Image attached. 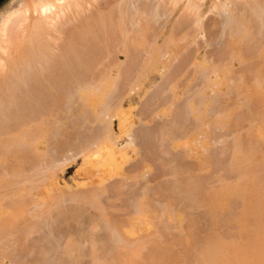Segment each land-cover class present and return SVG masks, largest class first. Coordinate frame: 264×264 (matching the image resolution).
Instances as JSON below:
<instances>
[{"label": "bare ground", "instance_id": "6f19581e", "mask_svg": "<svg viewBox=\"0 0 264 264\" xmlns=\"http://www.w3.org/2000/svg\"><path fill=\"white\" fill-rule=\"evenodd\" d=\"M210 1L209 10L221 18L213 21L209 26H206L209 21L201 16L204 13L203 0H10L1 8L0 264L7 258L21 255L25 250V246L12 250L13 245L11 244L12 234L15 235L17 232L20 235L27 230L14 231L17 227L14 226L16 222H21L20 219L25 209L24 203L29 201L25 197L27 191L24 192L22 188L24 184L21 186L22 189L19 187L24 181L20 178L32 166L47 163L46 160L49 159L48 154L50 153L48 142L51 140L48 130L52 133L51 137L63 138L64 142L66 141L65 136L69 132L73 133L69 141L72 145H76L71 151L68 150L69 155L60 158L58 156L54 163H58L57 166H63L79 156L81 162L92 166L91 171L85 173L92 174L93 178L104 177L107 171L104 169L103 172H105L100 174L99 171L102 170L94 169L95 166L93 168L94 163L103 155L102 149L108 152V158H114L116 152L124 156H126V151L131 153V164L123 169V174L112 172L110 175L112 180H109V183L105 182L104 178L97 180L95 178L97 185L96 189H92L93 191L89 188L86 189L88 193L76 194V191L71 193L70 200L75 204L84 201L88 205L90 199V204H92L91 202H94L97 197L104 193L107 194L111 189L117 191L122 188V180L137 182L146 172L153 171L154 161L152 160L156 158V153L153 154L148 150L149 152L143 154L145 149L140 150L139 145L136 144V138L139 137L144 148L148 144H153L145 142H148L146 138L148 139L149 135V138L155 135V130L140 128L139 136H136L134 126H131L129 121V125L127 124L128 126L119 135L121 137L124 133L125 139L120 141L119 136L113 132L112 119L117 117L121 120L124 117L122 103L129 101L121 97L122 93L121 96L119 94V85L122 81V86L127 84L126 80L132 70L127 63L130 62L131 67L138 66L146 56L149 57L148 54L157 51L158 46L159 53H161L172 45L178 48L183 46L178 52H176L178 48L175 50L176 54L172 55L174 59L169 64L172 60V57L170 58L171 60L167 63L169 66L166 65L168 69L165 68L166 73L163 72L165 74L163 79L160 76L162 81L160 79L159 81L162 85L158 86L159 92H165V88L167 93L168 87L169 93L167 97L163 93L165 98L162 101L158 99L160 103L156 102L159 103L158 106L161 109V112L157 113H161V116L165 118L168 117L167 120L170 117L173 118L178 112L181 115V109L178 110L180 107H175L179 105L180 94L183 97L182 91L179 94L178 90L184 83V78L188 79L186 83H189L193 80L186 77L189 73L197 74L206 71L208 75H205V82L203 81V86H200L197 96L190 97L185 103L191 123L185 124L182 135L169 132L168 135L164 132L157 133L159 136L156 134V137L158 136L155 137L157 147H160L158 150L176 151L180 156L177 157V163L173 164L174 169L177 167L176 171L172 170L174 171L172 177L176 181L174 185L172 180L171 184L166 183L162 187L161 184L159 187V184H156L157 187L153 191L156 194L158 191L160 203L164 204L163 210H159L157 205L151 203L153 198L150 194L140 195L135 211L119 220L118 224L116 222L117 225L112 226L115 231H119L122 237L116 245L114 261L111 264H189L191 254L197 251H200L199 255L202 256L198 264H264V0ZM162 15L165 17L161 18ZM170 17H173L172 21ZM168 22H170L169 33L158 45L162 38L160 33L166 29ZM194 27L196 33L191 38L190 32ZM203 32L208 33L211 42L216 41L217 43L212 44L210 51L205 49L201 54L199 49L203 43L198 44L195 39ZM192 44L195 46L191 50L189 46ZM120 54L124 56L125 61H119L123 59H119ZM163 54L165 55L164 52L161 53ZM234 60L242 64L240 70H237L236 79H232L233 76L230 74L233 68L228 67ZM146 66L143 65L141 68L146 70ZM131 72L133 75V70ZM222 77L231 78L226 93L220 95V100L225 99L227 102L215 115H212L209 112L215 97L207 96L206 89L218 95L217 92L220 89L216 87L222 86L220 81ZM96 95H100L103 101L95 97L98 103L99 101L102 103L100 106H96L97 102L93 98ZM64 98L66 102L63 101ZM109 98L111 100L106 102ZM173 98L178 101L173 102ZM236 103H240L241 108L237 109ZM65 104H70V106L63 109V105L66 107ZM155 104H153L154 107ZM179 117L181 116L176 117L177 120ZM148 122L146 121L145 124L147 125ZM98 123L101 124L98 132L94 129L95 134L92 135L90 131L87 133L91 135H89L91 139L86 137L87 143L84 136L85 140L81 138L84 141L79 140L82 130L86 132L85 129L88 127L86 125L90 128V126L93 127L92 124ZM212 128L216 131L223 128L226 129L224 131L234 134L230 136L233 137L231 144L225 146L230 164L233 165L229 171H216L211 157L203 153V149L209 148ZM161 129L160 132L163 130ZM146 131L149 132L148 135ZM150 141L153 142V139ZM70 143L66 144L71 145ZM149 148L151 149L150 146ZM220 152L222 153V148ZM226 167L223 169H227ZM79 168L81 169L78 166L77 171H80ZM227 176L238 178L239 181L233 184L226 180ZM3 177L7 178L3 180ZM209 178L215 183L223 181L217 187L210 186L209 182L207 185L203 184ZM181 193H185L189 198L191 195H199L195 199L197 202H193H196L200 212L194 215L188 212L186 214V207L184 208L186 205H180L178 202L181 200L177 199L179 195H182ZM64 194L58 195L55 200L51 198L50 203H54L51 210L49 209L50 203L43 212L38 208L37 213L34 212L35 217L40 218L47 210H50L48 212L50 215L51 213L63 214L65 220H56L54 224L56 228L67 224L65 228H68L70 222L73 224L72 218L70 220L68 217L74 216L75 206L69 203L66 206L68 208L63 209L61 197L65 196ZM4 197L9 205H3ZM32 201L29 202L32 203ZM234 202L238 206L235 207ZM30 205L27 204L28 210ZM33 207L29 212H32ZM226 213L229 214L226 215ZM162 215H165L167 220L165 224L162 221L160 223ZM50 217L54 222L52 219L54 216ZM92 221H94L93 217L91 218V235L89 230L86 231L91 236L90 249L96 251L97 243H101V237L95 239L93 231L95 229L99 231L100 228ZM31 226L30 223L28 229ZM206 226H208L207 229H205ZM70 229L68 231L69 246L67 245L68 250L66 251L69 256L72 254L71 257L77 258L79 257V254H76L78 253L76 252L77 246L83 236L88 237V234L82 233L84 235L79 236L76 233L80 231L76 232V228L71 231L74 227ZM3 238H7V241L3 242ZM83 240L87 241L85 238ZM195 259H198V254ZM38 263L33 261L32 264ZM102 263L105 262L101 261Z\"/></svg>", "mask_w": 264, "mask_h": 264}, {"label": "rangeland", "instance_id": "374dc122", "mask_svg": "<svg viewBox=\"0 0 264 264\" xmlns=\"http://www.w3.org/2000/svg\"><path fill=\"white\" fill-rule=\"evenodd\" d=\"M10 0H1L0 1V10H1V8L5 5V4H7L8 2H9ZM210 0H203V5H202V10H204V13L203 14H201V16H203L204 17V20H208L209 21V23H207L206 24V26H209V25H211L212 24V22L213 21H215V20H218L219 18H221V17H217V15L216 14H214L212 11H210L209 10V6H210ZM156 3V2H155ZM155 6H156V4H154ZM165 16L164 15H162V17L161 18H164ZM222 18L224 19V16L222 15ZM222 19V20H223ZM173 20V17L171 18L170 17V21H172ZM220 20V19H219ZM220 22H222V21H220ZM222 26V25H221ZM220 26V27H221ZM224 27V26H223ZM223 27L221 28V29H223ZM169 28H170V22H168V24H167V26H166V29H164V31L163 32H161L160 33V36L162 37L161 38V40L159 41V43H158V45L159 44H161V42H162V40L164 39V37H166L167 35H168V33H169ZM195 33H196V28L194 27L193 28V30L190 32V35H191V38H193L194 36H195ZM196 41H197V43L198 44H202V46L200 47V49H199V51L201 52V54H203L204 53V51H205V49H207L208 51H210L211 50V46H212V44H216L217 42L216 41H213V42H211V38L209 37V35H208V33H205V32H203V33H201V34H198L197 36H196V39H195ZM216 42V43H215ZM207 43H208V46H207ZM211 45H210V44ZM183 44V43H182ZM181 46H183V45H181ZM181 46H179V48H178V46L176 47V46H168L167 48H165L164 49V51H161V53H165V55L163 54V55H161V53H159V49L160 48H158L157 47V51H155V52H153L152 54H148L149 55V57L148 56H146L145 57V59H144V61H141V64H139L138 66L136 65L135 67L134 66H132L131 67V64H129V63H127L128 65H129V67L130 68H132V70H133V75H132V70H130V75H132V76H128V80H126L127 82V84L126 85H124L123 84V86H122V83H123V81H122V83L119 85V94H120V96L123 94V96H121L122 98H124V99H129V101L127 100V101H125V102H123L122 103V107H123V118H125V119H121V120H119L117 117H113V122H112V128H113V132H114V134L116 135V136H119L120 135V133H121V131L123 130V129H125L128 125H129V121H130V123H131V126L133 125L134 126V134H136V136H139V129L141 128V129H147L148 130V128L152 131V130H155L154 131V133H155V135H152V139H153V142H151L150 140H152L151 138H149V136H148V139L146 138V140L148 141V142H145V143H153V144H146L147 146L146 147H144L143 148V145H142V141L141 140H139L138 138H136V144H137V146L139 145V148H140V150L141 151H143L144 149V151H143V154L144 153H146V152H149V151H151L153 154H154V152L156 153V158L155 159H153L152 161H154L153 162V171H151V172H149L148 171V173L146 172L145 174H144V176H142L143 178H141V179H139L137 182H132V181H129V180H122V188H120L119 190H117V191H114V190H110V191H108L107 192V194L106 193H104L103 195H100L99 197H97V199L94 201V202H91L92 204H90V201H91V199H90V201H89V203H88V205H86V203H84V201H83V203H82V201H80V203H74V202H72V200H70V194L71 193H75V191L77 192L76 194H82L83 192L85 193V192H89V191H86V189L88 190L89 188L91 189V191H93L92 189H96V185H97V183H96V180L99 178H104L105 179V182H107V183H109L110 181L109 180H112L111 178H110V175H112L111 173L113 172L114 174H115V172H117V173H120V174H123V169H126V168H128L129 167V164H131L130 163V161H131V158H130V156H131V153L129 152V151H126V156H124V155H122V153H119V152H116V154H115V156H114V158L112 157V158H108V152H105L106 150H104V149H102V153H103V155L100 157V159L99 160H97V162H95L94 163V165H93V168H94V166L96 167V168H94V169H97L98 171H99V169L100 170H102V171H99L100 172V174H101V172L102 173H104L103 172V170L104 169H107V171H108V173H110V174H108L107 173V171L105 172L106 174H105V176L104 175H102V176H104V177H98V178H96V180H95V178H93V176H92V174H89V175H87L86 173L87 172H89V171H91L90 170V167H92V166H89L88 164H86V163H84V162H81L82 160H81V158L78 156V157H76L75 158V160L74 161H72V162H69L68 164H64L63 166H57V164L58 163H54V160H56V158L59 156V158L62 156H67V155H69L68 153H69V149H70V151L72 150V149H74V147L76 146V145H72L71 143H70V139L72 138V136L71 135H73V133H71V132H69L65 137L66 138H64V140H66L65 142L66 143H70L71 145H69V144H66L64 141H63V138H58L57 139V137H51V135H52V133H50L51 131H49L48 130V135H49V138L51 139L49 142H48V147H50L49 149H50V153L48 154L49 155V159L51 158V160H46L47 161V163H48V165H47V163L45 162L44 164H40L39 166L38 165H34V166H32L27 172H25L24 173V175H21L22 176V178H20V180L22 181V180H24V181H22V183L19 185V187L21 188V186L24 184V186H22V188L24 189V192L25 191H27L26 193H25V197L27 198V200H29V201H32V199H33V201L34 202H36V205H34V202L32 201V203L31 202H29V201H27L26 203L28 204V205H30V207H29V210H28V208H26V207H28L27 206V204L26 203H24L25 205H24V212H23V218L21 217V219H20V221L21 222H16V225H14L15 227H16V229H14V231H17V229H22V232H23V229L25 230V229H27V230H25L23 233H20V235L17 233V232H15V235L14 234H12L13 235V242L11 243L13 246V248H12V250H18L20 247L19 246H21L22 248H23V246H25L24 248H25V250H24V252L21 254V255H17V256H13V257H11V258H7V259H5L4 261H2L3 263L2 264H32L33 263V261H36V262H39L38 264H101V261L102 262H105V263H102V264H108V262L110 261V263L109 264H111L114 260V255H115V248H116V245H118V243H119V239H120V237H122V236H120L119 234V231L118 230H114L113 228L114 227H112V226H115V225H117L119 222V220H121V219H123V218H125L127 215H129L131 212H134L135 211V209H136V206H137V203H138V201H139V197H140V195H144L145 193H148V194H150L151 196H152V198H153V200L151 199V203H153L159 210H163V208H164V204L163 203H160V199H159V194H158V191H156L157 192V194L155 193V192H153L154 191V189H155V187H157V185H158V187L160 186V184H161V187L163 186V184L164 185H166V183H168V184H171V180H172V184L174 185V183L176 182L175 181V178H173L172 177V175L174 174V171H176V168L177 167H175V169H174V166H173V164L175 163H177V157L179 158L180 156L178 155V152H176V151H170V152H166V151H161V150H158L159 148L157 147V141H156V138L159 136L158 134L160 133H162V132H164L165 134H169V133H173L174 135H182V133L184 132V129H185V124H188V123H191V122H189L190 121V119H189V116H188V112H187V108H186V101L191 97V98H195L196 96H197V93H198V91L200 90V88L203 86V81L205 82V78H206V76L208 75L207 74V72L206 71H204V72H199V73H197V74H193V73H189L191 76H189V74L186 76L187 78H192L193 80L191 81V82H189V83H186V81H188V79L186 80V78H184V80H183V82L185 83H183L184 84V86H186V87H184L183 86V84H181V87L179 88V90H178V93L180 94L181 93V91H182V96L183 97H181V94H180V97H179V100L180 101H178L177 99H174L173 98V102L174 101H178L179 103V105H176V107L175 108H177V106L178 107H180L178 110H180V111H182L181 113V115H179L180 113L178 112V116H181V117H179L180 118V120H179V118H178V120H177V118L176 117H178L176 114L173 116V118H171L170 117V119L169 120H167V118H165V116H161V113H157V112H159L161 109L159 108V106H158V104L160 103V101L159 100H163V98H165V97H167L168 96V87L167 86H164V87H167V93H166V89L164 88V91L165 92H163L164 93V96H163V93L162 92H159V87H160V85H162V84H160V81H162V79H163V75L165 76V74L164 73H166L165 71L168 69V62H169V60H171L170 62H169V64L173 61V57H172V55H174V54H176V53H174L175 52V50H176V52H178L179 50H180V48H181ZM194 46H195V44H192L191 46H189L190 47V49L192 50V49H194ZM160 54V55H159ZM161 56V57H160ZM164 56V57H163ZM176 56V55H175ZM174 56V57H175ZM172 57V58H171ZM124 60H123V59ZM147 58H148V61H147ZM151 58V59H150ZM159 58V59H158ZM171 58V59H170ZM119 59H122V60H119V61H125V58H124V56H122V54H120V56H119ZM201 59V58H200ZM158 61V62H157ZM146 62V63H145ZM239 63V64H238ZM144 66H146V70H143L142 68V66L143 65ZM141 65V66H140ZM166 65H168L167 66V68H166ZM233 66V67H232ZM239 66V67H238ZM241 66H242V64H241V62L240 61H238V60H234L232 63H231V65L230 66H228V67H230L231 69H232V71L230 72V74H232V79H236L235 78V76H237L238 75V71L240 70V68H241ZM244 66V65H243ZM136 67H138L137 69H136ZM142 67V68H141ZM134 68V69H133ZM139 68H141V69H139ZM165 68H166V70H165ZM234 69H236V70H234ZM135 70V71H134ZM141 72H140V71ZM238 70V71H237ZM143 72H145V74L143 73ZM164 72V73H163ZM137 73H138V75H137ZM221 75H222V73L221 72H219ZM114 74V73H113ZM140 74V75H139ZM143 74V75H142ZM224 74V73H223ZM237 74V75H236ZM142 75V76H141ZM194 75H197L196 77H194ZM206 75V76H205ZM141 76V77H140ZM162 77V79H161V77ZM229 77V76H228ZM196 78V79H195ZM159 79H160V81H159ZM136 80V81H135ZM137 80H138V82H137ZM158 81V82H157ZM220 81H221V85L222 86H220V85H218L216 88H218V89H220V90H218V95L217 94H215V92H213V91H211V93H210V89H206V92H207V96H212L213 98H214V103H212V107H211V110H210V114H212V115H215L216 113H217V111H219L220 109H221V107H222V105H225V103L227 102V100H225V99H222V100H220V97L223 95V94H225L226 93V91H227V87L229 86V83L231 82V78L230 79H228V78H223L222 77V79H220ZM228 81V82H227ZM135 82V83H134ZM137 82V83H136ZM158 83V84H157ZM162 83V82H161ZM225 83V84H224ZM134 84V85H133ZM155 84V85H154ZM156 86V87H155ZM159 86V87H158ZM201 86V87H200ZM125 87V88H124ZM130 87H132V88H130ZM183 87H184V89H183ZM155 88V89H154ZM158 88V89H157ZM121 89V90H120ZM128 89V90H127ZM151 90H152V92H151ZM158 90V91H157ZM195 90V91H194ZM225 90V91H224ZM129 93H128V92ZM153 91H155V92H153ZM223 91V92H222ZM147 92H148V94H147ZM185 92V93H184ZM209 92V93H208ZM122 93V94H121ZM125 93V94H124ZM159 93V94H158ZM223 93V94H222ZM161 94V95H160ZM146 95V96H145ZM153 95H155V97L153 96ZM221 95V96H220ZM99 96V97H98ZM217 96V97H216ZM227 96V95H226ZM95 97H96V99H99L100 101H101V96L100 95H96V96H93V98H94V100L96 101V99H95ZM185 97V98H184ZM181 98H183V99H181ZM152 99V100H151ZM156 99V100H155ZM159 99V100H158ZM184 99H185V101H184ZM98 100V101H99ZM111 100L110 98L109 99H106V102H109V101ZM143 100V101H142ZM150 100V101H149ZM217 100V101H216ZM63 101H65L66 102V100H65V98H64V100ZM100 101H99V103L97 102V105L96 106H100V104L102 105V103H100ZM141 101V102H140ZM182 101V102H181ZM101 102H103V101H101ZM156 102H159L158 104L156 103ZM140 103V104H139ZM152 103V104H151ZM156 103V104H155ZM153 104H155L156 106V108L158 109H156L154 106H153ZM66 105V107H64V105H63V109H66L67 107H69L70 106V104H65ZM130 105V106H129ZM139 105V107H137ZM236 105V108L237 109H239V107L241 108V104L240 103H236L235 104ZM158 106V107H157ZM141 107V108H140ZM149 107V108H148ZM151 107V108H150ZM152 107H154V109L152 110ZM130 108V109H129ZM136 108V109H135ZM147 109H149V110H147ZM129 110V111H128ZM152 111V112H151ZM155 113H154V112ZM140 113V114H138V113ZM161 112V111H160ZM176 112H177V110H176ZM125 113H128L127 115L125 114ZM135 113L137 114V115H135ZM145 113V114H144ZM149 113V114H148ZM131 114V115H130ZM144 115V118H143V115ZM155 114V115H154ZM185 114V115H184ZM140 117H139V116ZM147 115V116H146ZM153 115H154V117H153ZM137 116V117H136ZM149 116H151V117H149ZM183 116V117H182ZM188 116V117H187ZM128 117H129V119H128ZM146 117H147V119H146ZM162 117H164V118H162ZM176 119H175V118ZM141 118V119H140ZM150 118H151V120H150ZM183 120H182V119ZM149 119V120H148ZM185 119V120H184ZM142 120V121H141ZM144 120H146V121H149L148 122V124L146 125L145 124V122H144ZM121 121H122V124H121ZM138 121V122H137ZM156 121V122H155ZM174 121V122H173ZM168 122V123H167ZM185 122V123H184ZM99 124V123H98ZM92 124L93 125V127L92 126H90V128H88L89 127V125H86V126H88L87 127V129H85L86 130V132H84V130H82V133L80 134V137H79V140H83L84 138L86 139V143L88 142V139L86 138V137H88L89 139H91L90 138V136L87 134V133H89V131H90V133L93 135V133L95 134L96 132H93V130L94 129H96L97 130V132H98V130H99V127L101 126V124ZM118 124V125H117ZM128 124V125H127ZM150 124V125H149ZM168 124V125H167ZM173 124V125H172ZM184 125V126H183ZM189 125V124H188ZM187 125V126H188ZM154 126V127H153ZM158 126V127H157ZM176 126V127H175ZM49 127V126H48ZM144 127V128H143ZM153 127V128H152ZM156 127H157V131H156ZM178 127V128H177ZM164 130H162V129ZM209 128V127H208ZM48 129V128H47ZM162 130L161 132L159 131V130ZM136 130V131H135ZM217 130H219V131H216V129H211V131H212V136L210 135V138H209V148L206 150V149H203V153L206 155V156H209V158L211 157V159H212V163L214 164V168H215V170L217 171H229L230 169V167H233V165L232 164H230V159H229V157H228V155H227V153H226V151H225V146H227V145H229V144H231V141H232V139H233V137L231 138L230 136L232 135V136H234V134L231 132H226V131H224V130H226V129H223V128H220V129H217ZM222 130V131H221ZM92 131V132H91ZM95 131V130H94ZM215 131V132H214ZM147 132V131H146ZM169 132V133H168ZM224 134H223V133ZM77 133V132H76ZM84 133V134H83ZM158 133V134H157ZM216 133V134H215ZM220 133V134H219ZM227 133V135H225ZM228 133H230V134H228ZM61 134V133H60ZM147 135L149 134V132H147L146 133ZM156 134L158 135L157 137H156ZM219 134V135H218ZM222 135V136H221ZM68 136V137H67ZM83 136H84V138H83ZM225 136V137H224ZM71 137V138H70ZM156 137V138H155ZM218 137V138H217ZM227 137V138H226ZM230 137V138H229ZM53 138H55V139H53ZM67 138H68V140H67ZM81 138H83V139H81ZM212 138V139H211ZM84 139V140H85ZM125 139V135H124V133H123V135L120 137L119 136V140L120 141H123ZM83 140V141H84ZM57 141V142H56ZM62 141V142H61ZM65 144H64V143ZM155 142H156V144H155ZM54 143V144H53ZM145 143L143 142V144H144V146H145ZM53 144V145H52ZM223 144V145H222ZM45 145H46V143H45ZM44 145V147L46 148V146ZM57 145V146H56ZM65 145V146H64ZM54 146H56V147H54ZM72 146H73V148H72ZM149 146L151 147V149L149 148ZM224 146V147H223ZM149 149H148V148ZM155 147H156V149H155ZM52 148H53V150H52ZM64 148V149H63ZM153 148V149H152ZM221 148H222V153L220 152L221 151ZM147 149V150H146ZM64 150V151H63ZM75 150H76V148H75ZM149 150V151H148ZM153 150V151H152ZM224 150V151H223ZM55 153H54V152ZM63 151V152H62ZM157 151V152H156ZM161 151V152H160ZM60 152V153H59ZM73 152V151H72ZM104 152H105V154H104ZM159 152V153H158ZM165 152V153H164ZM224 152V153H223ZM54 153V154H53ZM63 153V154H62ZM170 153V154H169ZM209 153H211V154H209ZM226 153V155H223V154H225ZM50 154H52V155H50ZM148 154V153H147ZM107 155V156H106ZM163 155V156H162ZM124 156V157H123ZM153 156V155H152ZM168 156V157H167ZM173 156H175V157H173ZM225 156H227V157H225ZM54 157V158H53ZM105 157V158H104ZM155 157V156H154ZM153 157V158H154ZM159 157V158H158ZM165 157V158H164ZM213 157H215V158H213ZM225 159H224V158ZM106 158H108V160L106 161ZM170 158V159H169ZM173 158V159H172ZM226 158H228V159H226ZM103 159H105V160H103ZM160 159H161V161H160ZM166 159V160H165ZM157 160V161H156ZM164 162V163H163ZM171 164H170V163ZM215 162V163H214ZM81 163H84V164H81ZM97 163V164H96ZM113 163V165H111ZM116 163H118V166H116ZM161 164V165H160ZM212 164V165H213ZM97 165L99 166V167H103L102 169L101 168H99V167H97ZM228 165H229V167H228ZM78 166H80L81 167V169H80V171H77V168H78ZM111 166H112V168H111ZM116 166V167H115ZM227 166V167H226ZM37 167V168H36ZM47 167H49V168H47ZM115 167V168H114ZM161 167V168H160ZM173 169H172V168ZM222 167V168H221ZM223 167L225 168H227V169H223ZM41 168H45L44 169V171H43V169H41ZM112 169V170H111ZM160 169V170H159ZM169 169H170V171H169ZM223 169V170H222ZM36 170V171H35ZM46 170V171H45ZM48 170H49V172H48ZM93 170V169H92ZM164 170V171H163ZM168 170V171H167ZM172 170H174V171H172ZM38 172V173H37ZM86 172V173H85ZM171 172H173L172 174H171ZM53 173H55L54 174V176L52 175L51 176V174H53ZM168 173V174H167ZM28 174V175H27ZM35 174V175H34ZM108 174V175H107ZM44 176H46V177H44ZM54 177V178H53ZM172 177V178H171ZM232 177V176H231ZM231 177H229L228 178V176L227 177H225L226 178V180L227 181H231L233 184H235V183H237L238 181H239V179L238 178H231ZM7 177H3V180L4 179H6ZM27 178V179H26ZM41 178V179H40ZM55 179V180H54ZM170 179V180H169ZM210 179V180H209ZM209 179H207L203 184H205V185H207V183L209 182V185L211 186L212 185V187H214V186H219L221 183L220 182H222V181H216V183H215V181L214 180H212L211 178H209ZM228 179H230V180H228ZM89 180V181H88ZM142 180V181H141ZM174 180V181H173ZM209 180V181H208ZM225 180V179H224ZM238 180V181H237ZM40 181V182H39ZM56 181V182H55ZM87 181L89 182L88 184H87ZM92 181H94V182H92ZM168 181V182H167ZM29 182V183H28ZM31 182V183H30ZM39 182V183H38ZM43 182V183H42ZM83 182V183H82ZM131 182V183H130ZM165 182V183H164ZM210 182H212V184L210 183ZM54 183H56V185L54 184ZM80 183V184H79ZM92 183H95L94 185L92 184ZM84 184V185H83ZM91 184L93 185V186H91ZM128 184V185H127ZM157 184V185H156ZM214 184V185H213ZM89 185V186H88ZM156 185V186H155ZM39 186V187H38ZM82 186V187H81ZM87 186H88V188H87ZM135 186H136V188H135ZM27 187V188H26ZM93 187V188H92ZM21 188V189H22ZM31 188V189H30ZM44 188V189H43ZM60 188V189H59ZM128 188V189H127ZM153 188V189H152ZM27 189V190H26ZM145 189V190H144ZM148 189V190H147ZM151 189V190H150ZM61 190H63V191H60ZM125 190V191H124ZM150 190V191H149ZM65 191V192H64ZM68 191V192H67ZM79 191V192H78ZM145 191V192H144ZM60 192V193H59ZM129 192V193H128ZM30 193V194H29ZM65 193V194H64ZM68 193V194H67ZM124 193V194H123ZM154 195H152V194ZM62 195V194H64L65 196H62L61 197V199H63V202H62V204L61 205H63V209H67L68 207H66V206H68L69 205V203H70V205L72 206H75V214H74V219H73V217H71V216H67L69 219L70 218H72V222H73V224L71 223H69V226H67L68 228H65L66 227V225H64V227L62 226V225H59V227H62V228H59V227H57L58 228V230H57V228H56V225L54 224V223H56L58 220H62V221H64L65 220V218H64V216H63V214L61 215V214H57V213H55V215L54 214H52L51 213V215L50 214H48V212L53 208V205L52 204H54V203H50V202H52L51 201V198L53 199L54 198V200H55V198L58 196V195ZM156 194V195H155ZM182 194V193H181ZM67 196V197H66ZM183 196V197H182ZM186 196V197H185ZM187 196L188 195H186L185 193L184 194H182V195H179L178 197L179 198H177V199H180L181 201H179L178 203L180 204V205H182V206H184V205H186V206H184V208L186 209V214H187V212H188V214H190V215H194V214H196V213H198V212H200V209H199V207L198 206H196V198L199 196V195H191L190 196V198H189V196H188V198H187ZM67 199H66V198ZM182 197V198H181ZM186 199H185V198ZM6 199V197H4V200ZM37 199V200H36ZM68 199H69V201H68ZM187 199H188V201H187ZM184 200H186V201H184ZM8 200H5V202L3 203V205H9V204H7L6 202H7ZM98 201V202H97ZM193 201H196V202H193ZM29 202V203H28ZM40 202V203H39ZM72 202V203H71ZM162 202V201H161ZM192 202V203H191ZM51 205H50V204ZM65 203V204H64ZM100 205H99V204ZM188 203V204H187ZM235 203V202H234ZM37 204H41V205H37ZM50 206H49V205ZM75 204V205H74ZM160 204V205H159ZM184 204V205H183ZM190 204V205H189ZM43 205V206H42ZM49 206V209L50 210H47V211H45V213H43L41 216H40V218H38L37 216L35 217V213H37V211H38V208H39V210L40 211H44L45 209V207L46 206ZM76 205L78 206V207H76ZM83 205V206H82ZM92 205V206H91ZM136 205V206H135ZM232 205V204H231ZM34 206V207H33ZM37 206H40V207H37ZM42 206V207H41ZM47 206V207H48ZM162 206V207H161ZM197 208H196V207ZM236 206H238L236 203H235V207ZM31 207H33L34 209L32 210V212H29V211H31L30 210V208ZM51 207V208H50ZM159 207H161V208H159ZM188 207V208H187ZM192 207V208H191ZM232 207H234L233 205H232ZM37 208V209H36ZM78 208V209H77ZM83 208V209H82ZM91 208V209H90ZM36 209V210H35ZM43 209V210H42ZM47 209V208H46ZM77 209V210H76ZM102 209V210H101ZM188 209V210H187ZM195 209V210H194ZM232 209V208H231ZM35 210V211H34ZM102 212H101V211ZM128 210V211H127ZM28 211V212H27ZM84 211V212H83ZM99 211V212H98ZM106 211V212H105ZM130 211V212H129ZM35 212V213H34ZM62 212V211H61ZM88 212H89V214H88ZM126 212H128V213H126ZM27 215H26V214ZM34 213V214H33ZM99 213V214H98ZM32 214V215H31ZM94 216H93V215ZM105 214V215H104ZM229 214V213H228ZM227 213H226V215H228ZM76 215V216H75ZM89 215V216H88ZM99 215H100V217H99ZM45 216V217H44ZM49 216H54V217H52V219H53V221L54 222H52V220H51V217L49 218ZM91 216V217H90ZM32 217V218H31ZM59 217V218H58ZM61 217V218H60ZM76 217V218H75ZM93 217V219H94V221H92L93 223L95 222L97 225H98V228H100L99 229V231H98V229H95L93 232H95V236H96V238L95 239H98V238H100L101 237V243L102 244H104V245H106V246H103L101 243L100 244H98L97 243V246H96V251H92L90 248H91V233H90V231H91V218ZM226 217V216H225ZM228 217V216H227ZM26 218V219H25ZM56 218H58V219H56ZM63 218V219H62ZM99 218V219H98ZM120 218V219H119ZM23 219V220H22ZM28 219V220H27ZM68 219V220H69ZM96 219H98V220H96ZM112 219V220H111ZM113 219H116V220H113ZM25 220H27V221H25ZM57 220V221H56ZM67 220V221H68ZM97 222H96V221ZM111 221V222H110ZM161 221L162 222H164V224H165V221H167L166 220V218H165V215H162V217H161V219H160V223H161ZM99 222V223H98ZM104 222V223H103ZM108 222V223H107ZM116 222H117V224H116ZM18 223H19V225H18ZM24 223H26V224H24ZM30 223H31V227H29L30 229H28V226H30ZM51 225H50V224ZM29 224V225H28ZM49 224V225H48ZM100 224H102V225H100ZM111 224V225H110ZM114 224V225H113ZM26 225H27V227H26ZM71 225V226H70ZM108 227H107V226ZM21 228H20V227ZM50 226H52V227H50ZM106 228H105V227ZM14 227V228H15ZM23 227H25V228H23ZM50 227V228H49ZM70 227H71V229H72V227H74V229H70ZM84 227V228H83ZM88 227V228H87ZM207 227L208 226H206V228L205 229H207ZM260 227V226H259ZM75 228H76V230H75ZM79 228V229H78ZM102 228V229H101ZM257 229H258V227H256ZM37 229V230H36ZM40 229V230H39ZM55 229V230H54ZM61 229V230H60ZM65 229V230H64ZM66 229H68V230H66ZM69 229L71 230V231H73V230H75L76 232L77 231H80L79 233H76L77 235H79V236H82V235H84V234H82V233H85L86 235L88 234V237H86V236H83V238H85V239H87V241L85 240H83V238L81 239V242H80V244L77 246V251L76 252H78V253H76V254H79V257H82V258H79V257H77V258H73V257H71L72 256V254H70V256H69V254H67L68 253V251H66V250H68V246H69V239H68V231H69ZM259 229H261V228H259ZM31 230V231H30ZM57 230V231H56ZM60 230V231H59ZM63 230V231H62ZM90 233V235H89V233H87V231ZM84 231V232H83ZM102 231H103V233H102ZM112 231V232H111ZM114 231V232H113ZM31 232V233H30ZM108 232V233H107ZM111 232V233H110ZM27 233V234H26ZM115 233V234H114ZM16 234H18V235H16ZM64 234V235H63ZM66 234V235H65ZM81 234V235H80ZM99 234H100V236H99ZM108 236H107V235ZM25 235V236H24ZM28 235V236H27ZM109 235H110V237H109ZM15 236V237H14ZM23 236V237H22ZM27 236V237H26ZM70 236V235H69ZM106 236V237H105ZM19 237V238H18ZM26 237V238H25ZM67 237V238H66ZM119 237V238H118ZM17 238V239H16ZM21 238L23 239V240H21ZM89 238V239H88ZM103 238V239H102ZM20 241H19V240ZM106 241H105V240ZM25 240V241H24ZM103 240V241H102ZM2 241L4 242V241H7V238H3L2 239ZM99 241V240H98ZM107 241H109V242H107ZM115 241V242H114ZM22 242V243H21ZM89 242V243H88ZM105 242H107V243H105ZM29 243V244H28ZM85 243V244H84ZM15 244V245H14ZM20 244V245H19ZM25 244V245H24ZM82 244V245H81ZM17 245V246H16ZM68 245V246H67ZM108 245V246H107ZM109 245H110V247H109ZM27 247V248H26ZM29 247V248H28ZM80 247V248H79ZM145 247L147 248V246L145 245ZM53 248V249H52ZM85 248V249H84ZM106 248V249H105ZM101 249V250H100ZM43 250H45V251H43ZM106 252H105V251ZM199 250H201V248L199 249ZM39 251V252H38ZM63 251V252H62ZM103 251V252H102ZM82 254H80V253ZM86 252V253H85ZM104 252L106 253L105 255H104ZM198 252V251H197ZM197 252H195L194 254H191L192 256L190 257V260H189V264H198V262H199V258H200V260L202 259V256L200 257V255H199V252L197 253ZM92 253V254H91ZM101 253V254H100ZM56 254V255H55ZM98 255V256H96V255ZM110 254V255H109ZM197 254H198V259H195V257H197ZM23 255V256H22ZM99 255H101L102 256V258H101V256L99 257ZM77 256V255H76ZM106 256L108 257V258H106ZM20 257H22V258H20ZM44 257V258H43ZM53 257V258H52ZM86 257V258H85ZM63 258H66V259H63ZM89 258H91V259H89ZM96 258H98V260L96 259ZM77 261H76V260ZM82 259V260H81ZM85 259V260H84ZM92 259H93V262H92ZM98 261H96V260ZM109 259V260H108ZM58 260V261H57ZM100 260V261H99ZM30 261H32L31 263H30ZM73 261V262H72ZM80 261V262H79ZM96 261V262H95ZM41 262V263H40ZM44 262V263H43ZM85 262V263H84ZM107 262V263H106ZM191 262V263H190Z\"/></svg>", "mask_w": 264, "mask_h": 264}, {"label": "water", "instance_id": "95a60500", "mask_svg": "<svg viewBox=\"0 0 264 264\" xmlns=\"http://www.w3.org/2000/svg\"><path fill=\"white\" fill-rule=\"evenodd\" d=\"M1 1V0H0Z\"/></svg>", "mask_w": 264, "mask_h": 264}]
</instances>
